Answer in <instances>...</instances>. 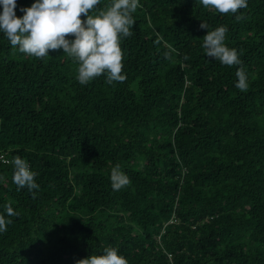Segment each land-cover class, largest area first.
I'll list each match as a JSON object with an SVG mask.
<instances>
[{
  "label": "trees",
  "instance_id": "trees-1",
  "mask_svg": "<svg viewBox=\"0 0 264 264\" xmlns=\"http://www.w3.org/2000/svg\"><path fill=\"white\" fill-rule=\"evenodd\" d=\"M35 2L16 0V16ZM247 5L139 0L120 34L126 78L111 84L107 72L81 84L62 48L30 56L0 31V264H78L106 248L128 264H264V0ZM221 26L236 64L206 55ZM16 156L35 199L13 183ZM117 165L130 182L113 190Z\"/></svg>",
  "mask_w": 264,
  "mask_h": 264
},
{
  "label": "clouds",
  "instance_id": "clouds-1",
  "mask_svg": "<svg viewBox=\"0 0 264 264\" xmlns=\"http://www.w3.org/2000/svg\"><path fill=\"white\" fill-rule=\"evenodd\" d=\"M100 0H36L31 7L22 9L24 15L18 18L15 14L16 0H0L3 6L0 14V31L6 34L11 45H19V50L34 57H44L49 50L63 49L70 57L79 62L77 79L85 84L93 77L107 72V82H123V53L120 48V34L130 35L129 26L134 21L130 13H134L139 0H114V3L95 17L89 15ZM204 7H211L219 13H236L238 9L247 8V0H201ZM87 17L81 20V15ZM236 16V20H241ZM201 28H206L201 24ZM226 28L221 26L208 31L204 37L203 47L207 57L217 58L224 65L238 63L237 51L224 45ZM74 36L71 42L67 36ZM188 57L185 56V59ZM238 82L236 87L246 90V74L243 69L236 73ZM9 163V161H5ZM13 165V183L19 191L27 186L36 198L33 189H38L34 182L36 175L29 170L26 161L19 156L10 162ZM119 165L112 169L110 180L113 190H119L129 184L128 177L119 170ZM7 216H18L13 208L5 205ZM172 221V220H171ZM12 220H7L11 224ZM6 231V220L0 215V232ZM105 254L91 255L78 261V264H128V261L117 254L114 248H106Z\"/></svg>",
  "mask_w": 264,
  "mask_h": 264
}]
</instances>
